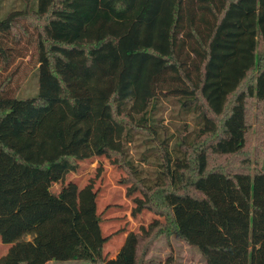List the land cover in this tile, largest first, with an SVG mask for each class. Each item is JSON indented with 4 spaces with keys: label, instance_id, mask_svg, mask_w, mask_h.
I'll return each instance as SVG.
<instances>
[{
    "label": "trees",
    "instance_id": "obj_1",
    "mask_svg": "<svg viewBox=\"0 0 264 264\" xmlns=\"http://www.w3.org/2000/svg\"><path fill=\"white\" fill-rule=\"evenodd\" d=\"M29 28L36 91L11 96L13 74L0 82V242L9 245L0 264H161L147 259L160 236L197 247L206 264H264V0H23L0 15V35L15 43ZM0 58L12 61L1 38ZM167 89L199 131L174 152L160 142L153 185L125 179L144 196L134 215L156 216L149 228L130 232L115 255L95 229L92 251L77 199L52 192L56 174L96 154L128 172L126 137L156 127ZM99 100L109 119L94 108ZM114 126L118 142L109 143ZM88 196L96 201L91 188Z\"/></svg>",
    "mask_w": 264,
    "mask_h": 264
},
{
    "label": "rangeland",
    "instance_id": "obj_2",
    "mask_svg": "<svg viewBox=\"0 0 264 264\" xmlns=\"http://www.w3.org/2000/svg\"><path fill=\"white\" fill-rule=\"evenodd\" d=\"M23 0H0V15L14 9H20ZM198 18L200 15L198 14ZM25 22V21H24ZM203 31V25L198 21ZM31 37H24L21 42L15 43L10 34L0 35L2 42L10 49L12 61L5 66L0 58V82L6 76L13 74V81L9 85L8 95L33 94L37 87L34 79L37 64V32L29 28ZM186 30L183 31L184 36ZM190 39L187 38L183 56L186 58L188 68L194 74L192 63L194 55L190 51ZM171 86H169L170 88ZM167 89L166 94H161L157 100L152 116L155 118L156 127L153 129L133 128L127 135L124 150L119 154L120 159L127 166L126 172L114 158L96 154L93 158L82 161L77 171L66 169L56 174L52 185L55 195L63 193L65 199L74 196L81 210L80 230L84 235L87 245L92 251L96 250L97 242L94 230L97 229L101 237L106 240V251L115 255L122 246L130 232L140 233L142 228H149L156 218L149 211H142L134 215L136 199L144 198L140 191H135L133 183H126L129 175L136 182L142 180L147 185H153L160 180L159 172L162 167V152L158 150L160 142L174 152V145L178 139L187 138L192 141L200 125L197 116L192 112H184L177 98ZM94 108L103 118L109 119V108L106 100L94 102ZM257 114V109H252V116ZM151 116V118H152ZM257 123L253 118V133L250 139L251 158L256 165ZM179 140V141H180ZM109 143H117V128L114 126L108 137ZM130 162V165H129ZM128 164V165H127ZM141 179V180H140ZM139 180V181H138ZM91 188L96 194L93 202L88 196ZM9 245L0 242V257L5 255ZM147 259L159 261L161 264H206L197 247L186 245L180 238L172 236L168 240L160 236L150 246ZM55 262V261H51ZM50 264H93L87 261L55 262Z\"/></svg>",
    "mask_w": 264,
    "mask_h": 264
},
{
    "label": "crops",
    "instance_id": "obj_3",
    "mask_svg": "<svg viewBox=\"0 0 264 264\" xmlns=\"http://www.w3.org/2000/svg\"><path fill=\"white\" fill-rule=\"evenodd\" d=\"M55 262H60V261H55ZM55 262H51V261H49V262H47L46 264L55 263ZM64 262H70V261H64Z\"/></svg>",
    "mask_w": 264,
    "mask_h": 264
}]
</instances>
